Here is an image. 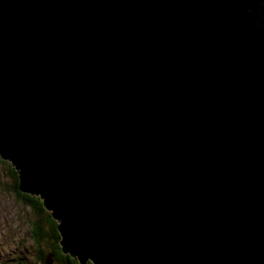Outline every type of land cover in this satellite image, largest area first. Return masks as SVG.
I'll return each mask as SVG.
<instances>
[{"label": "water", "instance_id": "obj_1", "mask_svg": "<svg viewBox=\"0 0 264 264\" xmlns=\"http://www.w3.org/2000/svg\"><path fill=\"white\" fill-rule=\"evenodd\" d=\"M0 159L81 264H264V76L211 0H0Z\"/></svg>", "mask_w": 264, "mask_h": 264}, {"label": "rangeland", "instance_id": "obj_2", "mask_svg": "<svg viewBox=\"0 0 264 264\" xmlns=\"http://www.w3.org/2000/svg\"><path fill=\"white\" fill-rule=\"evenodd\" d=\"M242 1L251 8L244 6L240 9L238 7L237 11L246 15L247 21L258 32L259 43L257 47L264 51V0H238L236 2L241 3ZM10 169L12 170L11 173ZM13 172L16 173L13 165L11 163L7 165L6 160L0 159V264H41L38 261L40 251L42 250L45 254L51 247L50 227L46 223L43 228L46 235L42 241L37 242L34 236L31 237L29 223L31 220H38L40 217L30 210L28 212L29 208L24 205L21 199H17L16 195L14 197L6 188L13 185L11 183V181L14 182ZM40 201L42 203L41 199ZM46 213L43 211L44 216ZM50 213L51 210L48 215L51 218ZM54 220L58 222L56 219ZM50 264L52 263L50 262Z\"/></svg>", "mask_w": 264, "mask_h": 264}, {"label": "trees", "instance_id": "obj_3", "mask_svg": "<svg viewBox=\"0 0 264 264\" xmlns=\"http://www.w3.org/2000/svg\"><path fill=\"white\" fill-rule=\"evenodd\" d=\"M236 1L238 0H211L214 7L221 14L222 19L225 21L228 31L233 35L238 45L251 56L253 61L257 63V65L260 67L261 74L264 76V51L257 47V44L259 43V34L247 21V16L237 11L238 7H240V9L244 6L248 8L251 7L247 6L246 2L242 1L240 3ZM244 43H247V46ZM6 161L7 165L11 163L8 160ZM13 179L14 187L10 190V193L12 194L14 192H19L18 176L16 173L13 174ZM19 197L20 199H23L24 205L29 208L28 212L32 211L34 214L36 213L40 217L38 220H31L29 223L31 237L34 236L37 242L42 241V238L46 235V232L43 230V228L46 226V223L48 227H50V237L52 239V241H50L51 247L48 248L45 254L42 250L40 251V257L38 258V261L41 262V264H46L49 263L48 259H54L53 264H79L75 258H71L69 254L63 253L60 250L61 245L59 242L61 236L56 228V224L58 225V222H56L52 217L50 218L48 216L50 211L42 206L39 197L28 194H24L23 196ZM43 211L47 212L46 216H44Z\"/></svg>", "mask_w": 264, "mask_h": 264}, {"label": "flooded vegetation", "instance_id": "obj_4", "mask_svg": "<svg viewBox=\"0 0 264 264\" xmlns=\"http://www.w3.org/2000/svg\"><path fill=\"white\" fill-rule=\"evenodd\" d=\"M11 169H10V173H11ZM11 183L13 184L12 185V187H6L7 189H8V191L10 192V190L14 187V182H12L11 181ZM11 188V189H10ZM12 194V193H11ZM24 194H28V195H31V194H29V193H27V192H21L20 190H19V192L18 193H13L12 195L15 197V195H16V198L17 199H20V197L19 196H23ZM31 196H33V195H31ZM35 196V195H34ZM21 201L24 203V201H23V199H21ZM69 256L71 257V258H75L76 260H77V258L76 257H73V256H71L70 254H69ZM51 258V257H50ZM78 261V260H77ZM50 262L53 264V262H54V259L51 261L50 259H49V264H50ZM55 263H56V261H55ZM78 263L79 264H81L79 261H78ZM91 263V261L90 260H87V261H85L83 264H90ZM92 264V263H91Z\"/></svg>", "mask_w": 264, "mask_h": 264}, {"label": "bare ground", "instance_id": "obj_5", "mask_svg": "<svg viewBox=\"0 0 264 264\" xmlns=\"http://www.w3.org/2000/svg\"><path fill=\"white\" fill-rule=\"evenodd\" d=\"M61 236V235H60Z\"/></svg>", "mask_w": 264, "mask_h": 264}]
</instances>
